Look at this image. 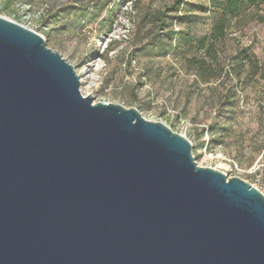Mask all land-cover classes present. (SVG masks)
<instances>
[{"label":"water","instance_id":"95a60500","mask_svg":"<svg viewBox=\"0 0 264 264\" xmlns=\"http://www.w3.org/2000/svg\"><path fill=\"white\" fill-rule=\"evenodd\" d=\"M79 86L0 16V264H264L262 192Z\"/></svg>","mask_w":264,"mask_h":264},{"label":"rangeland","instance_id":"374dc122","mask_svg":"<svg viewBox=\"0 0 264 264\" xmlns=\"http://www.w3.org/2000/svg\"><path fill=\"white\" fill-rule=\"evenodd\" d=\"M175 2L0 0V16L41 35L93 103L135 107L186 137L198 166L264 194V3L214 35L218 9Z\"/></svg>","mask_w":264,"mask_h":264},{"label":"trees","instance_id":"16d2710c","mask_svg":"<svg viewBox=\"0 0 264 264\" xmlns=\"http://www.w3.org/2000/svg\"><path fill=\"white\" fill-rule=\"evenodd\" d=\"M261 3H264V0H203V3L198 4L196 8L200 12H205L210 7L219 10V15L212 31L216 35L222 32L227 20L240 15L244 6H255ZM175 4V7L171 8L173 11L179 9L180 0H176Z\"/></svg>","mask_w":264,"mask_h":264}]
</instances>
